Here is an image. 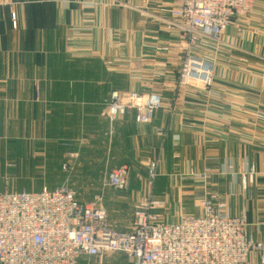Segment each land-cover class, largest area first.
<instances>
[{"label": "crops", "instance_id": "1", "mask_svg": "<svg viewBox=\"0 0 264 264\" xmlns=\"http://www.w3.org/2000/svg\"><path fill=\"white\" fill-rule=\"evenodd\" d=\"M177 3L0 0V193L65 185L84 204L100 195L108 222L126 233L129 222L109 214L99 191L125 166L121 203L132 211L148 197L162 203L155 212L164 222L177 223L216 193L264 245V0L224 32L213 56L199 50L213 63L209 89L179 87L183 49L167 13ZM112 92L158 93L163 104L149 125L133 112L111 122ZM229 164L233 175H223ZM249 167L254 180L242 191Z\"/></svg>", "mask_w": 264, "mask_h": 264}, {"label": "built area", "instance_id": "2", "mask_svg": "<svg viewBox=\"0 0 264 264\" xmlns=\"http://www.w3.org/2000/svg\"><path fill=\"white\" fill-rule=\"evenodd\" d=\"M259 1L178 0L167 11L170 23L183 37L179 43L184 51L180 85L208 87L212 65L200 55L193 56L191 46H201L202 39L219 42L229 26L251 14ZM12 24L15 27L14 16ZM107 104L111 122L133 112L135 123L145 126L163 101L158 94L131 93L121 98L115 92ZM157 133L164 136L162 130ZM148 169L152 180L156 167L149 165ZM233 172L228 165L223 175ZM254 176L253 167L240 176L242 191ZM127 177V167L115 169L103 187L125 191ZM161 206L151 198H141L134 207L130 230L120 233L107 223L100 195L84 204L64 186L39 193H0V264H89L90 260L101 264L108 254L123 255L129 264H249L252 256L264 264V245L249 237L244 216H230L227 203L218 194L201 201L197 217L177 223L162 221L155 212Z\"/></svg>", "mask_w": 264, "mask_h": 264}, {"label": "rangeland", "instance_id": "3", "mask_svg": "<svg viewBox=\"0 0 264 264\" xmlns=\"http://www.w3.org/2000/svg\"><path fill=\"white\" fill-rule=\"evenodd\" d=\"M257 5V4H256ZM255 5V6H256ZM255 6H254V8H255ZM12 16H14V14H12L11 15V21H12ZM249 16V15H248ZM248 16H246V17H248ZM15 17V16H14ZM246 17H244V18H246ZM244 18H242V19H244ZM15 20H16V18H15ZM13 25V24H12ZM232 25V24H231ZM230 27V26H229ZM13 28H15L14 26H13ZM177 34H178V31H177ZM178 36L180 37V41H179V43H181V42H183V37L181 36V35H179L178 34ZM222 37V36H221ZM203 40V43H202V45L201 46H199V45H196L195 47H193V46H191V48H190V50L192 51L191 52V54L194 56H196V57H198L199 55H198V52H199V50H203V52L204 51H207L206 53H208L209 52V55H214V53L216 52V49H217V45H216V43L215 42H210V41H206V40H204V39H202ZM183 54H184V51H183ZM213 59H214V57H212ZM183 61H184V55H182V58H181V65H179V72H178V84H179V75H180V70H181V67H182V65H183ZM203 61H206V62H209L211 65H213V63L212 62H210L209 60H207V58H205V57H203ZM212 61V60H211ZM212 84H213V74H212V78H211V80H210V84L208 85V87H205V86H202L201 84H198V86H202L203 88H205V89H209V88H211V86H212ZM188 85H193V86H197L196 84H184V85H180L179 84V87L180 88H183V87H185V86H188ZM112 93H115V92H112ZM111 93V94H112ZM118 93V95L122 98V96H126V95H128V94H131V93H136V94H138V95H142V96H146V95H151V94H158V93H153V92H150V93H138V92H127V93H124V94H120L119 92H117ZM158 95H160V94H158ZM161 96V95H160ZM110 98V97H109ZM109 98L107 99V100H109ZM162 98V97H161ZM163 101V100H162ZM107 103H106V108H107ZM129 113H132V112H129ZM128 113V114H129ZM155 114V113H154ZM127 115V114H126ZM151 122H152V120H151ZM150 122V123H151ZM149 123V124H150ZM149 124H147V125H149ZM149 165H153L154 167H157V163L155 162V161H152ZM229 165H231V164H229ZM148 177H149V174H148ZM155 177H156V171H155ZM150 179V178H149ZM152 180H154V179H152ZM138 181H140V180H138ZM152 182V181H151ZM103 186V185H102ZM64 187H65V185H64ZM67 188V187H66ZM147 188H149L148 187V184H147ZM46 189V188H45ZM68 190H69V188H67ZM76 189H77V187H76ZM79 190H80V192H81V194L83 193V194H85L84 192H86V194H87V192L89 193V188H86V187H79ZM70 191V190H69ZM99 191H103L104 192V195H107V197H108V199H110L111 201H109V202H107V208L109 209V214H111L112 215V217L113 218H116V220H121V221H124V222H126V223H128V228L130 227L131 228V225H132V213H133V211H132V205L133 204H131V203H121V201L123 200V198L125 197V191H115V190H112V189H109V188H104V187H101L100 188V190ZM98 191V192H99ZM72 192V191H71ZM89 195H93V194H91V193H89ZM82 197L84 196V198H86L87 197V195H81ZM96 196H98V195H96ZM92 197V196H91ZM91 197H89V200L91 199ZM75 198H76V200L78 201V202H83V201H81V199H80V197H78V196H75ZM132 211V212H131ZM160 216V215H159ZM107 218H108V214H107ZM160 218H161V216H160ZM163 221V220H162ZM164 222V221H163ZM107 223L108 224H110L109 222H108V220H107ZM165 223H167V222H165ZM110 227H112L113 229H115L114 228V226H112L111 224L109 225ZM119 255L118 254H108L107 256H104L103 258H102V262H103V264H104V262H109V264H118L119 262H117L118 260H117V257H118ZM113 260H116V261H113ZM83 264H85L86 262H82ZM89 264H95V262H94V260H90L89 261Z\"/></svg>", "mask_w": 264, "mask_h": 264}, {"label": "trees", "instance_id": "4", "mask_svg": "<svg viewBox=\"0 0 264 264\" xmlns=\"http://www.w3.org/2000/svg\"><path fill=\"white\" fill-rule=\"evenodd\" d=\"M80 264H83L82 262Z\"/></svg>", "mask_w": 264, "mask_h": 264}]
</instances>
